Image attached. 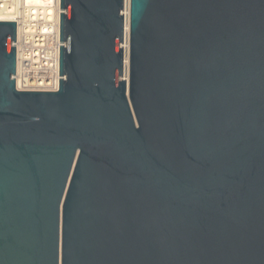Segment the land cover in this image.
Segmentation results:
<instances>
[{"label":"water","instance_id":"1","mask_svg":"<svg viewBox=\"0 0 264 264\" xmlns=\"http://www.w3.org/2000/svg\"><path fill=\"white\" fill-rule=\"evenodd\" d=\"M61 0L60 89H16L0 22V264H264V0ZM130 98V100H129Z\"/></svg>","mask_w":264,"mask_h":264},{"label":"built area","instance_id":"2","mask_svg":"<svg viewBox=\"0 0 264 264\" xmlns=\"http://www.w3.org/2000/svg\"><path fill=\"white\" fill-rule=\"evenodd\" d=\"M0 16L17 23L16 89H60L61 0H0Z\"/></svg>","mask_w":264,"mask_h":264},{"label":"bare ground","instance_id":"3","mask_svg":"<svg viewBox=\"0 0 264 264\" xmlns=\"http://www.w3.org/2000/svg\"><path fill=\"white\" fill-rule=\"evenodd\" d=\"M6 18L0 16V21H4ZM130 51H131V35H130V0H127V57H126V86L128 97L129 96V88H130ZM18 90V89H17ZM19 92H24L22 90H18ZM55 93V92H49ZM130 100V98H129Z\"/></svg>","mask_w":264,"mask_h":264}]
</instances>
